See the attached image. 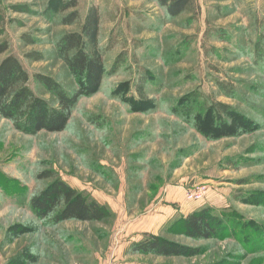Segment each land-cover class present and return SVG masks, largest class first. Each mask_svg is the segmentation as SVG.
<instances>
[{
    "label": "rangeland",
    "instance_id": "rangeland-1",
    "mask_svg": "<svg viewBox=\"0 0 264 264\" xmlns=\"http://www.w3.org/2000/svg\"><path fill=\"white\" fill-rule=\"evenodd\" d=\"M198 2V13L171 19L155 0H79L82 20L92 6L101 17L107 75L92 88L58 52L59 38L79 28L61 24L53 0H0L6 55L31 76L87 90L61 133L24 134L0 117V264H264V52L256 55L264 0ZM140 68L150 78L145 103L131 90ZM207 102L229 111L222 120L188 113ZM45 172L108 207L110 217L59 224L55 214L40 217L31 201L54 181ZM199 191L205 197L192 200ZM205 207L230 230L187 237L180 219ZM147 234L197 255H132Z\"/></svg>",
    "mask_w": 264,
    "mask_h": 264
},
{
    "label": "trees",
    "instance_id": "trees-1",
    "mask_svg": "<svg viewBox=\"0 0 264 264\" xmlns=\"http://www.w3.org/2000/svg\"><path fill=\"white\" fill-rule=\"evenodd\" d=\"M53 2H55L56 15H62L61 24L78 25L79 28L77 31L65 33L59 38L57 46L61 58L73 74L86 80L92 88H99L107 71L98 46L101 18L98 8L92 6L82 20L78 11L79 0H53ZM155 2L165 9L171 19H176L186 12L198 13L200 9L198 0H155ZM70 10H72L71 13L63 15ZM256 47L258 51L256 55L262 57L264 34ZM9 50L8 43L0 44V117L10 121L19 132L28 135H36L41 132L51 134L64 132L76 106L87 93L86 88L78 89L72 93L50 76L41 73L31 76L16 56L6 55ZM2 57L4 58L2 59ZM40 57L37 53L27 55V58L37 61L41 60ZM123 59L125 58L123 57L116 66L122 64ZM140 69L139 80L136 85L131 84V90L137 94L141 102L145 103L149 100L148 95L151 94V90L148 88L150 78L146 69ZM32 80L55 98L57 107H54L31 88ZM86 87L88 88L89 85L86 84ZM199 99L200 97L192 98L196 103ZM202 111L215 112L222 120V112L228 113L229 108L222 103L209 104L207 102L205 106L199 108L192 106L188 113L196 114L195 116L198 118ZM234 164L235 162H231V165ZM41 176L54 181L50 187L34 196L31 201V208L40 217L48 218L55 214L53 218L57 224L70 221L101 222L110 217L111 213L108 207L72 188L63 179L50 172H45ZM239 197L236 196V199L239 200ZM180 223L184 226V234L196 240H209L218 236L221 230H225V224L228 225L227 221L213 214V209L210 207L185 216L180 219ZM228 228L230 230L229 225ZM130 253L164 258L197 255L187 247L148 234L145 235L144 240L132 245Z\"/></svg>",
    "mask_w": 264,
    "mask_h": 264
},
{
    "label": "built area",
    "instance_id": "built-area-1",
    "mask_svg": "<svg viewBox=\"0 0 264 264\" xmlns=\"http://www.w3.org/2000/svg\"><path fill=\"white\" fill-rule=\"evenodd\" d=\"M205 197V193L202 192V191H199L195 197L194 196H191V199L194 200V201H200L202 200L203 198Z\"/></svg>",
    "mask_w": 264,
    "mask_h": 264
}]
</instances>
